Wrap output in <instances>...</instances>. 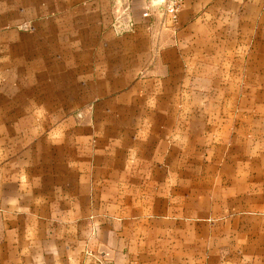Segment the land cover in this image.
Returning <instances> with one entry per match:
<instances>
[{
	"label": "crops",
	"instance_id": "1",
	"mask_svg": "<svg viewBox=\"0 0 264 264\" xmlns=\"http://www.w3.org/2000/svg\"><path fill=\"white\" fill-rule=\"evenodd\" d=\"M147 3L0 0V264H264V0Z\"/></svg>",
	"mask_w": 264,
	"mask_h": 264
},
{
	"label": "built area",
	"instance_id": "2",
	"mask_svg": "<svg viewBox=\"0 0 264 264\" xmlns=\"http://www.w3.org/2000/svg\"><path fill=\"white\" fill-rule=\"evenodd\" d=\"M181 5L182 0H148V3L144 6V10L142 11V16L144 18L157 17L160 20V24L163 26L167 25V23L175 25ZM132 24L133 20L127 8L121 9L116 7L114 9L111 26L117 33H123L133 29ZM85 254L88 257L93 256L90 251H86ZM94 260L97 264H102L100 258L94 257Z\"/></svg>",
	"mask_w": 264,
	"mask_h": 264
}]
</instances>
